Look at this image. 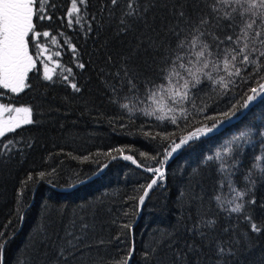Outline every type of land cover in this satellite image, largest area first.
I'll return each mask as SVG.
<instances>
[{"label": "snow or ice", "instance_id": "snow-or-ice-1", "mask_svg": "<svg viewBox=\"0 0 264 264\" xmlns=\"http://www.w3.org/2000/svg\"><path fill=\"white\" fill-rule=\"evenodd\" d=\"M58 9H64V15ZM34 20L59 21L61 27L78 32L85 41L104 36L96 55L100 65L97 78L104 88L105 100L111 104H117L119 97L137 104L150 101L151 110L141 109V115L155 117L165 125L163 134L157 133L163 141V159L151 157L161 167H144L133 155L123 156L125 161L152 174L150 183L141 186L140 207L149 191L165 179L163 165L170 158L193 142L214 138L226 124L231 125L254 105L264 103V0H71L70 8H65L61 0H0V87L14 93L28 86V73L36 67V60L29 54V35L33 41L51 36V43H58L57 35L37 31ZM113 41L119 47L113 48ZM63 43L77 53L76 66L85 69L72 38L67 37ZM33 47L47 51L40 44L34 43ZM66 71L71 73L72 69ZM43 80L63 82L75 93L82 91L77 82H70L69 75L61 74L53 80L46 66ZM118 107L133 111L127 103ZM15 111L26 114L25 124L34 123L31 108ZM201 115L207 123L202 122L185 136L172 140L175 134L166 131L168 125L180 127L181 121L187 127ZM15 126H20L18 121ZM259 134L264 136V132ZM4 135L0 127V137ZM241 140L249 142L244 133L234 136L188 172L179 194L181 227L153 233L152 244L141 251V264H264V249L256 251L264 234V219L255 215L257 206L264 208V202L258 204L255 195L257 188L264 186V147L259 155L250 157L245 169L246 153ZM16 143L14 138L6 143L0 140V159H11ZM60 151L63 153V149ZM66 155L93 164H100L101 155L117 159L111 152ZM202 169L214 171L211 196ZM56 172L53 167L37 176L43 180ZM238 174L240 181L235 179ZM28 180L35 182L31 174ZM223 188L231 193L230 198L215 195ZM101 207L112 214V209L103 204L91 208L81 205L80 212H73L64 225L63 233L45 229L40 240L34 242L33 257L28 260L34 264H76L79 259L81 264H89L83 260L85 249L115 245V254L106 264H130L135 243L125 245L124 241L133 225L120 223L118 216L107 222L118 229L116 235L107 241H87L89 233L97 230L96 216ZM16 215L22 221V207L17 208ZM8 239L5 231H0V264ZM254 252L253 259L246 261L245 257Z\"/></svg>", "mask_w": 264, "mask_h": 264}, {"label": "trees", "instance_id": "trees-1", "mask_svg": "<svg viewBox=\"0 0 264 264\" xmlns=\"http://www.w3.org/2000/svg\"><path fill=\"white\" fill-rule=\"evenodd\" d=\"M61 3L65 8L71 6V0H61ZM58 11L64 15V9ZM34 23L37 31H50L57 35L58 43L55 45L51 43V36L40 37L39 41L55 54L60 52L56 57L59 66L53 80H58L61 74L69 75L70 82H77L82 91L75 93L70 86L65 87L63 82L51 83L43 80L40 68L29 73L28 86L19 93L0 87V101L10 106L30 107L34 121L0 137L5 143L10 138L17 141L12 158L0 159V231H5V236L10 237L4 249L3 264H34L28 258L33 257V244L40 240L45 229L49 233H63L64 225L70 221L73 212H80L81 205L91 208L97 204L110 207L112 214L104 211V207L98 209L97 230L89 233L87 241H107L116 235L118 229L107 222L118 216L120 223L133 225L124 241L125 245L133 241L135 243L136 251L130 264H141V251L146 245L152 244L153 233L181 227L179 194L184 188L188 172L205 155L211 154L221 144L231 141L241 133L249 141L239 142L246 153L243 159L244 168L249 166L253 154H260L264 147V136L259 134L264 132V103L254 105L241 120L226 127L214 138L193 142L168 165H163V169L167 165L165 179L158 181L159 187L154 186L149 191V197L145 199L143 207H140L138 196L143 194L141 186L150 183L148 178L152 174L138 168L131 161H125L123 156L133 155L144 167H161L151 157L158 156V159H163V141L157 137V133L163 134L165 125L157 122L155 117L141 115V109L151 110L150 101L137 104L119 97L117 104H111L105 100L104 88L97 78L100 65L96 55V49L100 47L104 36L85 41L78 32L61 27L59 21L34 20ZM58 32H64L65 35L59 36ZM69 36L78 49L79 58L86 64L83 70L76 66L77 53H73L63 43ZM112 46L119 47L115 41ZM67 68H71L72 72L68 73ZM124 103L129 104L133 111L118 107ZM202 122L207 123L203 115L195 117L187 127L183 121L180 127L168 125L166 131L174 133L171 139L176 140L177 137L187 135L189 131H195ZM28 144L32 147L29 148ZM98 152H111L117 159L112 160L101 155L100 164H93L82 163L66 155L72 153L82 157ZM140 153L146 155L142 157ZM104 164L108 167L102 168ZM53 167L57 168L55 174L46 176L43 180L38 179L37 174L40 171L50 172ZM202 171L206 177L208 195L211 196L214 171ZM30 174L35 182L28 180ZM235 179L240 181L241 175L238 174ZM215 195L222 199L231 197L227 188L221 189ZM255 195L258 204L264 202V186L258 187ZM212 206L215 210L214 201ZM18 207L23 208L22 221L16 215ZM124 212L128 215L124 216ZM255 215L257 219H264V208L257 206ZM260 249H264V234L261 235L256 251ZM114 250L115 245L85 249L83 260L89 264L92 261L106 264L108 258L115 254ZM254 256L255 252L245 257V260L253 259ZM76 264H81L79 259Z\"/></svg>", "mask_w": 264, "mask_h": 264}, {"label": "rangeland", "instance_id": "rangeland-1", "mask_svg": "<svg viewBox=\"0 0 264 264\" xmlns=\"http://www.w3.org/2000/svg\"><path fill=\"white\" fill-rule=\"evenodd\" d=\"M39 41H40V38L36 41H33L32 34L29 35V54L33 56L34 60H36V67L33 70L40 68L41 72L44 74L45 66H46L49 74L54 76L59 66V62L56 60L57 55L54 52H52L51 49L47 45L42 44ZM34 43L43 45V47L47 48V51H40L36 47H33ZM32 47L34 48V50H32ZM48 57H51V59L49 60ZM26 84H27V80H26ZM16 93H19V92H16ZM18 108L22 109V108H30V107L10 106L0 101V127L4 128L5 134L9 131H12L18 128L15 126L17 121L19 122V125H20L19 127L27 125L24 123V117L26 114L24 112L15 111Z\"/></svg>", "mask_w": 264, "mask_h": 264}, {"label": "water", "instance_id": "water-1", "mask_svg": "<svg viewBox=\"0 0 264 264\" xmlns=\"http://www.w3.org/2000/svg\"><path fill=\"white\" fill-rule=\"evenodd\" d=\"M246 114H247V112L243 113L242 116L239 118V120H241ZM239 120H233V121L231 122V125L234 124V123H236V122H238ZM228 126H230V125L226 124L223 128L220 129V131L224 130V129H225L226 127H228ZM175 156H176V155H175ZM173 159H174V158H170V159L168 160V162H167V165H168L169 162L172 161ZM167 165H166V167L164 168V172H165V173H166ZM142 207H143V206H142Z\"/></svg>", "mask_w": 264, "mask_h": 264}]
</instances>
